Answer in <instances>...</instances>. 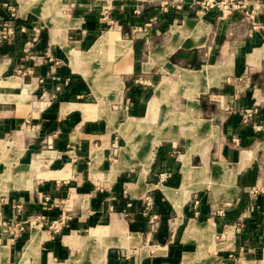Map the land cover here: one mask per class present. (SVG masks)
I'll list each match as a JSON object with an SVG mask.
<instances>
[{
	"label": "crops",
	"instance_id": "obj_1",
	"mask_svg": "<svg viewBox=\"0 0 264 264\" xmlns=\"http://www.w3.org/2000/svg\"><path fill=\"white\" fill-rule=\"evenodd\" d=\"M5 1L46 35L28 67L9 64L13 46H0V264H216L235 245L264 264V0H244L252 15L226 19L195 0L181 11L173 0H125L123 27H145L136 35L93 30L114 0ZM137 77L142 101L128 114ZM127 122L140 135L123 133ZM116 140L124 146L109 161ZM121 192L156 196L162 220L108 211L107 195ZM66 212L56 235L43 221Z\"/></svg>",
	"mask_w": 264,
	"mask_h": 264
},
{
	"label": "rangeland",
	"instance_id": "obj_2",
	"mask_svg": "<svg viewBox=\"0 0 264 264\" xmlns=\"http://www.w3.org/2000/svg\"><path fill=\"white\" fill-rule=\"evenodd\" d=\"M123 1L125 0H114L111 2H105L104 5L100 8L99 10V19L100 21H98L95 26L96 29L95 30L97 33V35H101L103 33L109 32L110 30H115L116 28H121L120 30L123 31L122 34H124V31L126 32L125 29L128 30V32H130V34H144L145 33V27H141L136 25L137 22H135L133 19L128 21V27L125 26L123 27L122 25V19L124 16V11H123V5L121 3H123ZM203 0H195L193 2V7L195 8V10H199L203 13H207L210 11H215L218 14L219 18L222 19H226L228 17L234 16L236 14L242 15L243 17H247V16H251L252 13H249V15L247 14V10H246V5L243 3L244 0H216V4L214 5L213 8H209L208 10L202 8L201 3ZM171 5L173 7H169L170 9H172L173 11H181L182 8L179 10L176 7L177 6H182L183 5V1L181 0H173L170 1ZM53 4V2H52ZM52 6V5H51ZM166 7H168L166 5ZM0 8H4V13L0 16V46L3 45H10L13 46L10 54H7V56L5 57L6 60L9 61V64H13V63H19L21 67H28L31 66V64L35 65L37 62V57H36V52L33 51V43H36L37 40H39L40 38L44 37L46 35V32L43 28H41L40 26H38L37 24H35V22L33 20L29 21V23L25 24V23H21L18 21L17 19V9L16 7L9 5L7 3V1L5 0H0ZM168 9V8H167ZM131 13V11H130ZM65 14V13H64ZM132 15V14H131ZM137 16L138 13H134L131 18L133 16ZM173 16H177L179 17L177 14H173ZM130 18V19H131ZM98 19V20H99ZM85 28H83L82 30H86V26H88V24L85 23ZM129 28V29H128ZM89 30V29H88ZM25 38L23 40H26L23 44V46L21 48L19 47H15L17 46L15 42L17 39L20 38ZM21 40V39H20ZM92 43H90L88 45V47H86L87 49H85L86 51L89 50V48H91ZM82 48V47H81ZM84 48V47H83ZM95 48V47H94ZM134 80H136L137 82H134ZM134 80H128L127 81V85H126V91L124 93V100H123V106H127V112L134 114L135 113V103L136 102H141L142 98H139L138 93V89L136 90V92L134 91V88H137V85H141L139 84L140 82V78H134ZM143 81V80H142ZM57 89L51 93V98L49 99V101H53L56 99L57 97ZM137 94V95H136ZM91 99H87V98H80L77 101L78 102H86V103H92V101H90ZM190 102V100H189ZM196 105V104H195ZM112 107V106H111ZM194 104L191 103L188 106V114L189 115H195L194 111ZM118 108V106H117ZM154 120V116L151 118H148L145 121L142 122H138V124H142L140 127V130L142 133L143 130L145 129H150L149 125H151L150 122H152ZM133 125L130 122H127L126 124H124L122 126V129L124 130L123 133H129L130 131H133L132 133H136L137 135H140V133L138 132L136 126L138 125ZM146 125V126H145ZM146 127V128H145ZM131 134V132H130ZM143 134V133H142ZM131 136H134L133 134H131ZM157 136V135H156ZM155 136V137H156ZM154 136L153 138L147 139V141L145 142V146L147 147L148 142L150 143L152 140H154ZM117 141V140H116ZM139 141H141V138L139 139ZM118 143V144H117ZM124 146V142L121 141V143L119 142V140L116 142V145L113 147L112 149V154L110 156V160L109 161H113L115 155H116V150L121 147ZM162 179V178H161ZM161 182L163 184L168 183L167 177L163 176V179L161 180ZM252 192H255L254 190ZM107 201H108V211L110 212H117L119 215H122L125 218H130V214L132 211L139 209L141 212H146L148 213V215L153 216V220L154 221H160L162 220V218H159V212L161 210V206H160V202L158 201V198L155 196L153 197L150 192L148 194H146L144 197H142L141 199L137 200V199H132L129 198L128 193L127 192H121V194H109L107 195ZM58 203V202H57ZM60 204V207H63V203H58V206ZM193 205L195 206L196 204L193 203ZM66 209L70 208V205L65 206ZM69 212V211H68ZM190 213V212H189ZM192 215H197V216H192L195 220L197 221H201V213L198 210V207L192 209ZM135 214V212H134ZM60 217L54 219L55 222L54 224H51V222H46L48 223L47 226H51V228H55L57 233H54L56 235L60 234L61 232V228L62 226L66 225V223L70 220L67 217V212L66 213H60L59 214ZM155 215V216H154ZM169 216L166 217V219H169L171 214H168ZM189 216V215H188ZM151 218V217H149ZM34 217H32L31 219H29V222L27 223V226H32L35 224L34 221ZM44 220V219H41ZM184 224V222H181V225ZM185 225V224H184ZM43 226H46V224H43ZM79 234H82V230H80V232H78ZM62 235V234H61ZM220 235H218L219 237ZM218 241H221V239H217ZM261 250V249H260ZM247 251V250H246ZM245 249L243 248V246L241 245H235L232 249L228 250L225 254H217V258L215 259V263L216 264H260L259 262L261 261V257L252 259L251 261H249L246 256Z\"/></svg>",
	"mask_w": 264,
	"mask_h": 264
},
{
	"label": "built area",
	"instance_id": "obj_3",
	"mask_svg": "<svg viewBox=\"0 0 264 264\" xmlns=\"http://www.w3.org/2000/svg\"><path fill=\"white\" fill-rule=\"evenodd\" d=\"M216 4V0H203L202 3H201V6L202 8L208 10L209 8H213L214 5ZM176 8H179V6H177ZM164 10L166 11V8H164ZM250 113H246V116L249 117ZM21 204H15L14 205V209H13V215H12V221H14L15 219L17 220L18 216H19V213L21 211ZM29 221H24V220H18L16 223H14V226L13 228L14 229V232L15 233H22L26 230V228L28 227L27 226V223ZM4 226L6 227H9V224L8 223H4Z\"/></svg>",
	"mask_w": 264,
	"mask_h": 264
},
{
	"label": "bare ground",
	"instance_id": "obj_4",
	"mask_svg": "<svg viewBox=\"0 0 264 264\" xmlns=\"http://www.w3.org/2000/svg\"><path fill=\"white\" fill-rule=\"evenodd\" d=\"M199 76H200V75H199ZM202 76H203V75H202ZM186 77H187V78H191L192 80H196V76H192L193 78H192L191 76H186Z\"/></svg>",
	"mask_w": 264,
	"mask_h": 264
}]
</instances>
